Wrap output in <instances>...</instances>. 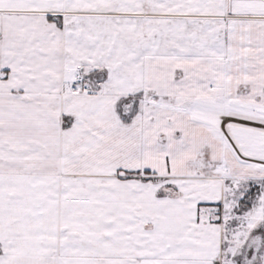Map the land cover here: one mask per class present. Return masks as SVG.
Instances as JSON below:
<instances>
[{"label": "snow or ice", "instance_id": "snow-or-ice-1", "mask_svg": "<svg viewBox=\"0 0 264 264\" xmlns=\"http://www.w3.org/2000/svg\"><path fill=\"white\" fill-rule=\"evenodd\" d=\"M0 264H264V0H0Z\"/></svg>", "mask_w": 264, "mask_h": 264}]
</instances>
